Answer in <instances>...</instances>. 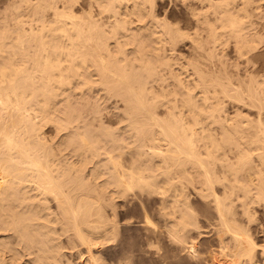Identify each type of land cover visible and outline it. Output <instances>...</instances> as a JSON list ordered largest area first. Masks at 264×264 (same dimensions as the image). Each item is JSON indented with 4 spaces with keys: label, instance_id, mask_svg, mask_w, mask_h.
I'll return each instance as SVG.
<instances>
[{
    "label": "bare ground",
    "instance_id": "obj_1",
    "mask_svg": "<svg viewBox=\"0 0 264 264\" xmlns=\"http://www.w3.org/2000/svg\"><path fill=\"white\" fill-rule=\"evenodd\" d=\"M177 1L191 26L155 0H0V264H130L95 251L133 208L160 256L264 264V71L237 83L201 60L234 40L249 62L264 0Z\"/></svg>",
    "mask_w": 264,
    "mask_h": 264
},
{
    "label": "rangeland",
    "instance_id": "obj_2",
    "mask_svg": "<svg viewBox=\"0 0 264 264\" xmlns=\"http://www.w3.org/2000/svg\"><path fill=\"white\" fill-rule=\"evenodd\" d=\"M0 2V11L2 10V8H4V4H2ZM155 10L158 12V14L160 15V17L162 16L163 12L166 13V15L169 17V19L171 21L174 22H178V24L181 27H186V26H191L192 22L191 21H187V15L185 14L184 8L181 4L180 1L177 0H155ZM166 10V11H165ZM261 10L264 11V1L262 2V7ZM250 22L253 24L254 30L259 33L262 34V36L264 35V16L263 17H258V16H254L250 19ZM189 23V24H188ZM192 30H190L191 32ZM205 35V33H203ZM190 42L185 40L184 42L179 43L178 47H177V52L178 54L183 55L182 58L180 59L181 64H184L187 66V59L191 56V48H190ZM222 48H224L225 51V56L221 57L222 55ZM260 48V49H259ZM259 50H257L255 53H249L248 57H249V62H246L245 59L242 58H237L238 56L236 55V52L234 51L235 47H234V40H230L228 42L227 45H225L224 47L221 48H216L217 51L216 53V60H212V62L206 58L203 57L201 60L205 61L206 66L210 67V68H217L219 66H226L225 68L228 69V71L230 73H235L237 74V80L235 82L238 83V81L242 80H249V75L250 74H261L264 71V40L262 41V43L259 46ZM190 49V50H189ZM193 54V53H192ZM188 55V57H187ZM186 56V57H185ZM193 56V55H192ZM185 59H184V58ZM196 57V56H195ZM205 59V60H204ZM217 59H221L217 61ZM208 61V63L206 62ZM224 62V64H223ZM219 63V64H218ZM212 64V65H211ZM188 73H192V70L190 69V67H188ZM247 73L250 72V74ZM244 73V74H243ZM259 74V75H260ZM244 75V76H243ZM246 75V76H245ZM247 77V78H246ZM244 78V79H243ZM251 81V80H249ZM113 100V99H112ZM112 100L110 99L109 101L106 102L107 106H111V102ZM228 100V101H227ZM226 104L227 107L229 109V112H233L235 106L239 105L237 102H234L231 99H227L226 98ZM234 104V105H233ZM237 104V105H236ZM232 105V106H230ZM234 107V108H233ZM243 108V107H242ZM246 106L245 108H243V112L248 114L249 117H252V119L257 118L256 114H257V109L255 108H249L246 110ZM111 111L113 110V108H109ZM232 109V111H231ZM115 111V110H114ZM249 111V112H248ZM256 112V113H255ZM46 132L47 134L52 133L51 128H46ZM121 204H118V203ZM118 205H122L123 203L121 201L117 202ZM196 208L198 209V211H200V216H202V206L200 203H196L195 204ZM137 208V207H136ZM124 209L127 210V208L125 207ZM123 209V210H124ZM139 209V208H138ZM138 209H134L131 210V213H129L127 217H132V221H134L135 224H133V227H127L125 231H123L124 233L122 234L121 232L118 235V239L115 242L110 243L109 245H105L102 246L101 248L97 249L95 252L101 253L103 255L104 258H106V260L111 259V258H116L120 252L122 251H126V250H130L131 251V260H130V264H156L158 260H161V262H163V264H192L193 262L188 259L187 257H185L184 255L178 254L175 251H172L171 246L167 245L166 243H163L162 245V250L163 253H165L163 256H160L155 252V248H147L143 245L142 240L139 238L140 235V226H139V220L141 221V211H139ZM121 210V209H117V212ZM124 210V211H126ZM130 210V209H129ZM127 213V211H126ZM153 221L157 224L160 225L159 220L156 218V216L152 213L151 214ZM203 217V216H202ZM129 218H126L125 214H124V220L122 219V221H127ZM256 225H257V229L260 227L264 228V215L262 213L261 208L257 209V213H256ZM119 220H121V218H118ZM126 219V220H125ZM205 225V223H204ZM257 238L259 240H261V237L259 236V234L256 235ZM121 240V243L118 244V241ZM202 242L201 247L202 249L204 247H207L208 244L213 243V239L212 237H208V238H202L200 240ZM260 243V241L258 242ZM66 251L69 252V250L67 249ZM67 256L70 257V259H72L73 261H79V258L77 256L76 253H67ZM108 263V261H106ZM201 264H208L205 262H202Z\"/></svg>",
    "mask_w": 264,
    "mask_h": 264
}]
</instances>
